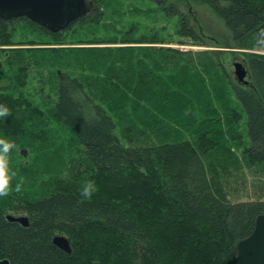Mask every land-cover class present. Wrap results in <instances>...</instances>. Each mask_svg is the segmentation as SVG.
Segmentation results:
<instances>
[{
	"label": "trees",
	"instance_id": "16d2710c",
	"mask_svg": "<svg viewBox=\"0 0 264 264\" xmlns=\"http://www.w3.org/2000/svg\"><path fill=\"white\" fill-rule=\"evenodd\" d=\"M152 1L165 16L178 19L180 37L202 43L187 14L169 0ZM185 2L210 8L229 30L237 48L264 53V44H257L264 40V0ZM96 19L86 16L64 34ZM17 23L29 24L35 33L49 39L27 45L63 44V33L52 34L23 18L0 21V46L17 44ZM124 42L131 44L132 40ZM155 42L135 40L133 44ZM152 49L134 47L117 50V54L108 51L89 64L83 63L92 69V84L102 103L94 98L96 91L87 92L85 77L84 81L72 75L61 80L54 111L58 123L82 146L90 169L89 181L95 182L97 190L88 200L81 198L80 188L72 187L70 192L59 190L26 202L19 212L29 217L28 227L9 222L0 210V260L7 259L11 264H238L236 246L252 234L256 218L264 214V203L229 201L219 176L229 167L211 162L213 157H226L221 150L222 115L213 102L185 100L183 88L173 93L172 84L163 81L171 61ZM13 51L14 59L7 65L17 70L11 78L14 87L25 85L30 61L35 59L38 66L48 54L57 57L64 52L55 48ZM26 55L32 59L25 62ZM249 63L253 89L234 90L247 118L249 144L242 155L250 167L264 168V54L250 55ZM98 71L103 77L96 74ZM192 73L189 69L186 77ZM190 89L195 90L192 85ZM190 89L184 86L183 90ZM126 90L142 101L137 107L142 108L144 103L142 110L147 118L130 119L120 136L112 112L122 104L112 105L106 99L114 93L121 97ZM0 104L10 110V115L0 118V136L19 144L29 140V131L37 133L41 122H31L36 110L28 100L4 94ZM227 113L233 123L243 120L242 111L230 108ZM169 127L171 140L167 136ZM233 138L241 139L238 135ZM57 235L70 240L71 255L53 245Z\"/></svg>",
	"mask_w": 264,
	"mask_h": 264
},
{
	"label": "rangeland",
	"instance_id": "374dc122",
	"mask_svg": "<svg viewBox=\"0 0 264 264\" xmlns=\"http://www.w3.org/2000/svg\"><path fill=\"white\" fill-rule=\"evenodd\" d=\"M88 1L92 2L91 13L88 16H97L99 19L78 24L69 33H65L66 35L65 31L62 32L60 36L63 40L62 45H27L26 43L31 41L49 42V39L38 31L35 33L29 24L17 23L14 27L16 29L14 41L17 44L0 46V96L13 94L15 98L22 97L28 100L36 110V115H33L34 121L31 119V122H41L37 127V133L35 130L29 131L26 137L29 140L17 144L10 153L8 165L15 173L11 183L14 186L20 182L22 187L20 192L13 191L7 197H0V210L6 215L25 216L26 214L19 210L26 202H35L59 190L70 192L72 187L79 189L89 181L90 169L86 165L83 148L74 135L58 123L54 111L58 100V87L65 76L72 75L82 81L85 77L87 92L96 91L94 98L98 103H102V99L97 97L99 92L96 86L92 84V69L83 63L89 64L92 58H97L103 53L105 56L108 51L117 54V50L134 47H150L154 48L152 50L158 55L166 54L171 61V67L163 81L172 84L173 93L184 89V86L190 89L192 85L195 90L190 89V92H186L182 89V97L185 100L194 99L196 102L199 99L205 104L213 102L214 108L222 115L221 129L224 136L221 150L226 153V157L220 156L216 159L213 157L211 162L227 164V168L229 167L224 172L220 167L222 171L219 174L229 201L264 203V168L250 167L242 155L243 148L249 144L247 118L234 94L235 88L253 89V78L250 79V84H243L237 79L236 64H245L251 70L249 56L264 53L259 49L237 48L224 23L206 6L193 7L185 0H169L190 17L192 27L201 38L202 43H199L190 38L180 37L178 19L165 16L152 0ZM126 39L132 40V43L125 44ZM135 40L156 42L139 45L133 44ZM30 48H55L64 52L58 53L60 60H57L59 56L48 54L47 60L38 66L35 59L30 61L32 65L28 67L30 69L25 85L14 87L11 78L17 74V70L7 63L14 59L13 50ZM70 50L89 53L83 55ZM26 57L25 62L32 59L29 55ZM11 62L13 64V61ZM189 69L193 73L188 78L186 73ZM100 73L103 77V72L98 71L96 74ZM134 85L136 86V80ZM118 96L120 95L115 96L114 93L106 100L112 105L118 102L122 104L116 111L114 108V111L112 110V115L119 124L117 132L122 136L127 121L145 120L147 116L144 109L142 110L144 103L142 108L137 107L139 102L142 103L137 95L135 97L126 90L121 97ZM230 108L242 111L243 120L233 123L227 113ZM167 133L168 140H171L170 127L167 128ZM234 135L240 136L241 139L236 140L233 138Z\"/></svg>",
	"mask_w": 264,
	"mask_h": 264
},
{
	"label": "water",
	"instance_id": "95a60500",
	"mask_svg": "<svg viewBox=\"0 0 264 264\" xmlns=\"http://www.w3.org/2000/svg\"><path fill=\"white\" fill-rule=\"evenodd\" d=\"M92 2L88 0H0V21L28 19L52 34H59L69 26L91 13ZM237 79L251 83L252 74L247 65L236 64ZM9 222L28 227V216L7 215ZM53 245L62 252L71 255L73 247L63 235L53 238ZM238 264H264V214L255 221L252 234L238 242L236 246ZM0 264H11L9 260H0Z\"/></svg>",
	"mask_w": 264,
	"mask_h": 264
},
{
	"label": "clouds",
	"instance_id": "9594fccd",
	"mask_svg": "<svg viewBox=\"0 0 264 264\" xmlns=\"http://www.w3.org/2000/svg\"><path fill=\"white\" fill-rule=\"evenodd\" d=\"M257 44H264V40H258ZM10 115V110L7 106L0 104V118ZM17 147L14 140L0 136V197H7L13 191H21V183L17 182L14 186L11 183L12 177L15 175L8 165L10 153ZM97 190L94 181H87L80 188V196L83 200L91 199L94 192Z\"/></svg>",
	"mask_w": 264,
	"mask_h": 264
}]
</instances>
